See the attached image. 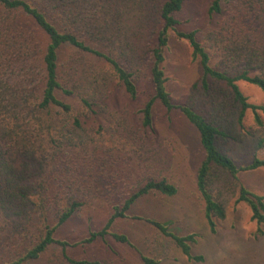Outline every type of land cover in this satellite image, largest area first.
I'll list each match as a JSON object with an SVG mask.
<instances>
[{
  "label": "trees",
  "instance_id": "16d2710c",
  "mask_svg": "<svg viewBox=\"0 0 264 264\" xmlns=\"http://www.w3.org/2000/svg\"><path fill=\"white\" fill-rule=\"evenodd\" d=\"M183 1L0 0V264L36 260L51 245L61 247L67 264H90L71 259L65 252L68 244L55 238L58 227L87 203L90 182L97 180L91 169L80 175L72 165L59 167L55 177L46 172L49 144L57 164L61 160H80L82 155L83 141L75 134L81 129V122L74 117L73 129L66 127L65 120L68 124L73 110L57 93L76 95L82 107L95 112L94 101L97 102L100 92L107 94L111 76L135 98L136 86L129 69L143 59L141 30L154 16L162 23L156 47L151 50L149 74L154 96L141 111L142 125L152 128L155 100L168 112L174 108L161 65L169 32L175 31L179 24L175 14L181 11ZM222 4L231 7L225 11ZM209 14L222 16L218 28L207 37L215 45L219 68L211 66V57L197 40L195 31H176V36L188 43L192 56L198 59L204 89L208 90L206 78L224 82L240 108L238 120L250 109L261 124L258 112L264 114V106L249 104L236 82L244 81L264 93V23L260 21L264 19V0H214ZM39 34L48 40L43 48ZM63 48L71 49L73 55L60 65ZM88 58L93 59L91 64ZM97 62L102 65L98 67ZM104 67L109 69V75L103 71ZM177 108L198 133L204 157L196 172V187L208 226L215 232L214 220H223L226 209L213 196L216 180L212 177L220 173L226 182L236 181L240 171L264 168V159L253 157L249 165L238 168L219 148V142L228 138L225 129L208 122L187 105ZM68 148L74 154H68ZM149 193L172 197L177 188L166 179L147 181L121 208L114 206L103 230L90 232L83 243L107 235L113 221L124 217V212L138 198ZM236 201L245 202L251 210V219L264 226L263 197L240 186ZM51 214L56 219L54 225L49 224ZM147 222L171 238L188 260L203 261L202 256L191 254L194 235L178 236L162 223ZM111 236L131 246L127 236L116 233ZM140 259L142 264H159L142 254Z\"/></svg>",
  "mask_w": 264,
  "mask_h": 264
},
{
  "label": "rangeland",
  "instance_id": "374dc122",
  "mask_svg": "<svg viewBox=\"0 0 264 264\" xmlns=\"http://www.w3.org/2000/svg\"><path fill=\"white\" fill-rule=\"evenodd\" d=\"M213 1L184 0L181 11L175 14L179 24L175 31L169 32L161 65L174 108L168 112L155 100L152 128L142 125L141 111L154 96L149 74L151 50L156 47V37L162 25L154 16L141 30L143 59L129 69L136 86L135 98H131L111 76L107 94L104 96L100 92L97 102L94 101L95 112L82 107L76 95L65 96L58 91V98L71 105L73 110L68 124L64 119L66 127L73 129L74 117L81 122V129L75 134L82 138V155L80 160L74 156L75 159L61 160L57 164L49 144L46 172L49 177H55L59 167L72 165L80 175L91 169L97 179L90 182L87 203L55 232V238L68 243L65 251L71 259L90 264H142V254L159 264H264V226L251 219V210L245 202L236 201L240 186L264 198V168L240 171L236 181L226 182L222 178L224 174L220 173L212 177L216 180L212 186L213 196L222 201L226 209L223 220H214L216 226L212 232L196 187V172L204 154L196 129L177 108L187 105L208 122L225 129L228 138L219 142V148L238 168L249 165L253 157L264 159V114L258 112L261 124L257 123L250 109L238 120L240 108L233 101L228 86L206 78L208 90L204 89L198 59L192 56L188 43L176 36V31H195L197 40L211 57V66L219 68L215 45L207 38L222 20L221 15L209 14ZM230 7L231 4H222L225 11ZM260 21L264 23L263 18ZM39 35L43 48L48 40L45 35ZM59 55L61 65L73 55V51L63 48ZM87 61L91 64L93 59ZM96 65L100 67L102 62ZM103 71L109 75L107 67ZM236 84L249 104L264 106V93L258 87L244 81ZM67 153L74 154V151L68 148ZM161 179L177 188L174 196L155 193L141 196L124 212V217L113 221L107 235L83 243L90 232L103 230L114 206L121 208L125 200L147 181ZM147 220L166 225L169 232L178 236L194 235L191 254L202 256L203 261L188 260L171 238L161 234ZM55 223V216L51 214L49 224ZM113 233L127 236L131 246L114 240ZM23 264L67 263L62 258L61 247L51 245L38 259Z\"/></svg>",
  "mask_w": 264,
  "mask_h": 264
},
{
  "label": "crops",
  "instance_id": "0c3cea01",
  "mask_svg": "<svg viewBox=\"0 0 264 264\" xmlns=\"http://www.w3.org/2000/svg\"><path fill=\"white\" fill-rule=\"evenodd\" d=\"M57 231V230H56ZM57 239V238H56ZM57 240H59V241H64L65 242V240H60V239H57ZM67 243V242H66ZM68 244V243H67ZM66 252V251H65ZM67 254V253H66Z\"/></svg>",
  "mask_w": 264,
  "mask_h": 264
}]
</instances>
